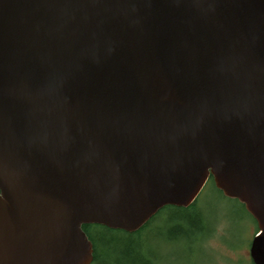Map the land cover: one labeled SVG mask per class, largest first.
<instances>
[{
  "label": "water",
  "instance_id": "1",
  "mask_svg": "<svg viewBox=\"0 0 264 264\" xmlns=\"http://www.w3.org/2000/svg\"><path fill=\"white\" fill-rule=\"evenodd\" d=\"M211 178L264 264V0H0V264H89Z\"/></svg>",
  "mask_w": 264,
  "mask_h": 264
},
{
  "label": "rangeland",
  "instance_id": "2",
  "mask_svg": "<svg viewBox=\"0 0 264 264\" xmlns=\"http://www.w3.org/2000/svg\"><path fill=\"white\" fill-rule=\"evenodd\" d=\"M210 184L208 180L195 198L191 222L169 218L174 208L148 221L150 229L141 232L140 248L142 255L149 254V264H253L248 248L257 230L255 221L235 199L222 196ZM103 232L98 247L108 260L101 264H115L118 254L111 246H124L126 232Z\"/></svg>",
  "mask_w": 264,
  "mask_h": 264
},
{
  "label": "trees",
  "instance_id": "3",
  "mask_svg": "<svg viewBox=\"0 0 264 264\" xmlns=\"http://www.w3.org/2000/svg\"><path fill=\"white\" fill-rule=\"evenodd\" d=\"M209 180L211 181L210 185H212L214 187V189L221 194V192L219 190H217L216 187L214 186L211 178H209ZM195 204H196V200H194L190 205H188L186 207L167 205V206H164L161 209H159L150 219L153 220L154 217L156 218L157 216L164 214V213L169 214L167 212L168 209L174 208L176 211L172 214H169L168 217L173 219V220H176V219H179L182 221L185 220L187 223H189V221L191 222L193 217H194V215L190 214L189 211L194 210L196 208ZM240 206L243 208L242 204H240ZM243 210H244V208H243ZM246 214L248 216H250L247 212H246ZM150 223H151V221L146 222L141 228H139L138 230H136L134 232L124 233L127 236L125 243H124V246L122 244L115 245V247L113 245L111 246V248L113 250H115L118 254V258H115L113 263H115V264H149V262L147 260V256L141 254V252L144 249H142V247L140 248V246L142 244V243L140 244V238L142 237L141 232H144L145 230L150 229L149 228V226L151 225ZM190 226L192 227L193 224H190ZM81 228L85 232V234L87 235V237L90 239V241L92 243L93 253H94L95 258L99 257L100 261L104 262V260L107 259V255H106L105 251H104L105 255L100 254L99 247H98V241L101 240L100 235L104 234L103 231L109 232L110 230H118V229H110V228H107V227H105L103 225H99V224H83L81 226ZM190 230H192V228H190ZM121 231H123V230H121ZM197 236H198V238H201L203 235L197 234ZM103 245H104V243H103ZM111 248L110 249L108 248V249L111 251ZM103 249H105V248L103 247Z\"/></svg>",
  "mask_w": 264,
  "mask_h": 264
},
{
  "label": "flooded vegetation",
  "instance_id": "4",
  "mask_svg": "<svg viewBox=\"0 0 264 264\" xmlns=\"http://www.w3.org/2000/svg\"><path fill=\"white\" fill-rule=\"evenodd\" d=\"M150 220V219H149ZM148 220V221H149ZM147 221V222H148ZM145 256H147V260H148V262H149V258H150V256H149V254L147 253ZM102 262L100 261V259H99V257L98 258H95V256H94V253L92 252V260H91V262L89 263V264H101Z\"/></svg>",
  "mask_w": 264,
  "mask_h": 264
}]
</instances>
